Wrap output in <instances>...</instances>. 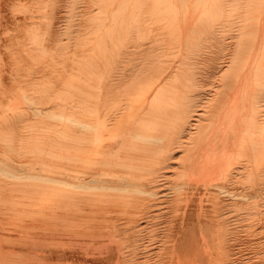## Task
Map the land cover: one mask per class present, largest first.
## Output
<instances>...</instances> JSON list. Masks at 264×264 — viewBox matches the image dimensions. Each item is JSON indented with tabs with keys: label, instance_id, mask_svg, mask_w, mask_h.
Returning <instances> with one entry per match:
<instances>
[{
	"label": "bare ground",
	"instance_id": "bare-ground-1",
	"mask_svg": "<svg viewBox=\"0 0 264 264\" xmlns=\"http://www.w3.org/2000/svg\"><path fill=\"white\" fill-rule=\"evenodd\" d=\"M0 264H264V0H0Z\"/></svg>",
	"mask_w": 264,
	"mask_h": 264
}]
</instances>
